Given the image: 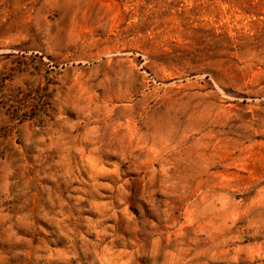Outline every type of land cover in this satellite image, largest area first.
Listing matches in <instances>:
<instances>
[{
	"label": "rangeland",
	"instance_id": "rangeland-1",
	"mask_svg": "<svg viewBox=\"0 0 264 264\" xmlns=\"http://www.w3.org/2000/svg\"><path fill=\"white\" fill-rule=\"evenodd\" d=\"M0 264H264V0H0Z\"/></svg>",
	"mask_w": 264,
	"mask_h": 264
}]
</instances>
